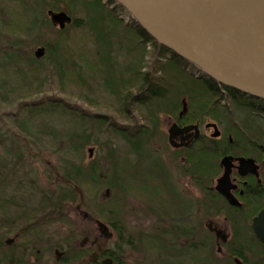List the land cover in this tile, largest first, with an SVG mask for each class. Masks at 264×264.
I'll return each mask as SVG.
<instances>
[{"label": "rangeland", "instance_id": "1", "mask_svg": "<svg viewBox=\"0 0 264 264\" xmlns=\"http://www.w3.org/2000/svg\"><path fill=\"white\" fill-rule=\"evenodd\" d=\"M93 1L80 0L82 3L76 5L71 0H63L54 10L65 11L73 19L85 20V5ZM40 2L36 7L40 8ZM32 3L35 2L0 0V183L23 185L24 192L32 194L35 201L44 200L45 257L55 261L54 247L64 245L67 249L65 263L69 264L73 252L79 247L77 243L84 235H91L92 238L100 235L98 224L95 223L98 220L108 224L113 232L110 239L101 234L102 241L112 249L119 248L127 264L197 263L200 251L188 249L192 252L190 256L182 257L187 254V249H182V242L175 248L169 247L171 238L157 236L161 235L160 226L164 230L168 229L165 220L179 222L189 216L191 229L194 230L201 218L199 194L202 188L194 174L200 171L192 160L193 155L190 153L191 159L184 162V156L174 152L168 143V127L176 119L170 114L161 113L156 120L157 126L150 128L148 125L153 124V120L147 119L149 113L144 108L134 111L131 117L121 112L119 102L104 88L105 72L96 66L99 59L97 46L86 26H69L63 36L64 45L69 51L77 57L88 56L84 82L75 72L67 74L65 82L57 81L56 77L53 78L54 73H48L44 77L45 84L36 86L33 93L19 90V78L14 70L3 66L11 53L8 41L12 34H23L35 21L32 15L35 7L30 11ZM103 5L106 17L113 15L110 4ZM48 10L50 8L38 14L40 30L33 31L26 40L25 50L32 55L42 46L52 47L59 39V26L52 24ZM120 29L109 30L113 43L110 62L115 63L116 68L126 67L143 53L146 60L153 57L154 46L151 43L141 48V41L133 30L122 34V25ZM130 49L131 52L128 51ZM42 64V69L50 70L47 61ZM189 69L193 75L202 76L193 66H189ZM50 80L55 83L52 81L50 84ZM223 98L219 96V100H223L222 104L227 103L229 107L230 100ZM57 99L63 101L68 109L77 110L83 117L102 116L107 123L100 127L91 119L81 123L66 112L28 117V112L23 109L24 106H31V102L42 101L46 104ZM233 113L223 121L206 116L201 126L207 121L229 127L242 126L249 133L257 135L259 141L264 140V121L250 122L248 126V122L254 119L250 110L234 106ZM61 130H65L66 135H61ZM82 130H88L91 143H86L81 153L69 150L66 138ZM134 131L150 134L143 138L141 134L132 137ZM136 138L146 143L145 154H135L132 150L129 142ZM75 139L77 136H73ZM110 152L116 154L113 160ZM115 163L121 167L119 178H116ZM68 164L80 165L86 172L95 165L99 170V178L95 182L80 178L78 183H74L76 193L68 192L65 199L60 201V187L64 182L62 174L69 168ZM159 219L164 221L163 224L158 223ZM184 230H189L188 226ZM187 238L191 239L189 236ZM77 253V260L72 264H82V255L79 250Z\"/></svg>", "mask_w": 264, "mask_h": 264}, {"label": "flooded vegetation", "instance_id": "2", "mask_svg": "<svg viewBox=\"0 0 264 264\" xmlns=\"http://www.w3.org/2000/svg\"><path fill=\"white\" fill-rule=\"evenodd\" d=\"M223 94L230 100L227 115L232 116L235 106L232 96ZM249 104L262 107L253 101ZM222 106L228 107L227 103ZM253 113L260 117L250 120L248 126L250 122L264 121L262 113ZM175 123L181 130L196 125L198 132L195 128L176 132L171 143L169 130ZM214 125L220 132L218 136H214ZM167 134L169 146L184 156V162L191 159L190 155L202 157L204 166L197 176L202 188L199 194L201 218L194 230L189 216L185 221L165 220L168 229L160 226L161 235L157 236L171 238L169 247L175 248L182 242V249H187L182 257L188 258L192 250L200 251L195 264H264V240L255 227L257 223L264 239V214L260 217L264 212V140L259 141L257 135L242 126L229 127L210 121L203 126L201 121H174ZM225 157L230 160L223 164ZM227 169L229 173L225 176ZM24 191L23 185L0 183V264H66L64 245L54 247L55 261L45 257L44 200L35 201L32 194ZM163 222L158 220L160 224ZM95 223L100 235L93 238L84 235L77 243L82 264H127L119 248L112 249L101 239V234L107 239L113 237L109 225L98 220ZM187 226L189 230H184ZM77 250L69 264L77 260Z\"/></svg>", "mask_w": 264, "mask_h": 264}, {"label": "trees", "instance_id": "3", "mask_svg": "<svg viewBox=\"0 0 264 264\" xmlns=\"http://www.w3.org/2000/svg\"><path fill=\"white\" fill-rule=\"evenodd\" d=\"M13 1L21 3L23 0ZM32 1L35 3H32V9L30 11L34 10L33 8L35 7L34 13L32 14L35 21H32L30 28H27L23 34H12V38L8 41L11 53L7 56V59H5L7 62L4 64L5 66H3L7 69L12 68L14 70L17 78H19V90H23L27 94L33 93V91L36 90V86L44 85V77L48 75V73L49 75L54 73L55 75L53 74V78L56 77L55 79L57 81L61 80L65 82L67 74L70 72L77 73L78 78L82 82L86 80L87 71L85 67L88 65V60L86 59L88 56L77 57L74 55V53L71 50L69 51L64 45L63 39L69 26H86V28L90 30L97 46L96 49L99 59L96 66L98 65L99 69L103 68V72H105V77L103 78L104 88L116 98L119 102L121 112L125 113L126 117L135 113L134 111H140L141 108H144L149 113L147 119L153 120V124L148 125L150 128L157 126L156 120L160 117L159 115H161V113L170 114V117L173 116L176 121L183 122H200L204 120L206 116L223 121L226 120L227 116L230 117V115H227L230 108H224L222 106L223 100H219V96L224 99L223 93H228L232 96V102L235 104V107L240 109L252 108V113L258 111L264 115L263 100L223 86L209 77L201 78L193 75L189 69V66L196 68L193 64L178 56L171 49L160 45L143 28L136 25L135 21L126 23L123 19L121 20L115 12H111L113 15L106 17L103 12L104 5L102 4V0H94L85 5V20L72 18V21L67 23L65 28L61 29L59 27V39L57 42L52 47L48 45L42 46L45 50L44 56L37 58L35 54L32 55L25 50L26 40L30 38V34L33 31L38 32L40 30L38 26V14H40L42 10L46 11L47 8H50V10H48V16L53 24L49 12H63L54 10V8H58H56V5L63 0H40L41 9L36 7L39 0ZM71 1L76 3V5L77 3H82L80 0ZM122 11H125L123 7ZM121 25L122 34L129 33V29L134 31V34L139 37L142 43L141 45L139 42L141 48H144L148 43L154 46L153 57L150 60H146L143 53L140 55L139 59H134L129 62L126 67H122V69L116 68L115 63L110 62L111 54L113 53V43L110 40L112 34L109 33V30L119 31L121 30ZM128 51L131 52V49ZM44 61H47L50 70L42 69V62ZM52 81L54 80H50V84ZM54 83L55 81L53 84ZM251 101H253L254 104H262V107L249 104ZM184 102L187 104L188 111L180 117V110ZM23 109L28 112V117L41 113H44V115H55L58 112L61 114L66 112L69 117H76L81 123H86L85 121L89 119L93 120L94 124L99 127L107 123L106 118L102 116H96L95 118L83 117L77 110L72 108L68 109L66 104L58 99L55 102L51 101L46 104L42 101L31 102V106H24ZM252 118L259 119L254 113L252 114ZM60 132L61 135L65 134V130H61ZM121 134L129 135L130 132H121ZM139 134H141L143 138V136L149 135L150 133L134 131L131 135L133 137V135L136 136ZM73 136H77V139L73 140ZM66 139H68V149L77 153L83 151L86 143H91V135L88 134V130L70 134ZM129 144L135 154L142 155L146 153L147 145L140 138L133 139ZM142 145L143 148L141 147ZM194 157L197 158L195 159ZM110 158L113 160V158H116V154L110 152ZM192 160L195 161L196 168L201 171L204 166L202 164V157L193 155ZM209 160H211V158L207 161ZM65 167L66 165L64 169ZM68 167L69 168H66L62 174L64 176V182L63 186L60 187L62 191L60 201L65 199L68 192L72 194L73 192L76 193L74 183H78L80 178L92 182L97 181L99 178V170L95 165L91 167L89 172L84 171V168L80 165L68 164ZM114 170L116 178H119L121 173L119 164L115 163ZM194 174L199 176L200 172ZM109 185L112 187L111 183H109Z\"/></svg>", "mask_w": 264, "mask_h": 264}, {"label": "water", "instance_id": "4", "mask_svg": "<svg viewBox=\"0 0 264 264\" xmlns=\"http://www.w3.org/2000/svg\"><path fill=\"white\" fill-rule=\"evenodd\" d=\"M160 45L195 65L219 84L264 101V0H116ZM61 29L72 18L49 12ZM44 48L35 51L44 56ZM187 111L184 102L182 116ZM215 126L214 136L220 134ZM197 129L192 125L170 128L176 132ZM225 157L222 163L229 162ZM229 170L225 176H227ZM264 214L261 213L260 217ZM258 236L261 231L255 224Z\"/></svg>", "mask_w": 264, "mask_h": 264}, {"label": "built area", "instance_id": "5", "mask_svg": "<svg viewBox=\"0 0 264 264\" xmlns=\"http://www.w3.org/2000/svg\"><path fill=\"white\" fill-rule=\"evenodd\" d=\"M126 20H127V18H126Z\"/></svg>", "mask_w": 264, "mask_h": 264}]
</instances>
